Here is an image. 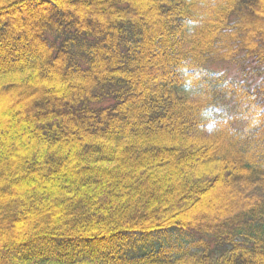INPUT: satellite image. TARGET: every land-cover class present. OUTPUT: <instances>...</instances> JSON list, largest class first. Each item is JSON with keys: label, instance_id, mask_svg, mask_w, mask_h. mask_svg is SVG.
<instances>
[{"label": "trees", "instance_id": "1", "mask_svg": "<svg viewBox=\"0 0 264 264\" xmlns=\"http://www.w3.org/2000/svg\"><path fill=\"white\" fill-rule=\"evenodd\" d=\"M0 264H264V0H0Z\"/></svg>", "mask_w": 264, "mask_h": 264}, {"label": "rangeland", "instance_id": "2", "mask_svg": "<svg viewBox=\"0 0 264 264\" xmlns=\"http://www.w3.org/2000/svg\"><path fill=\"white\" fill-rule=\"evenodd\" d=\"M217 67H220V68H216V70H221L222 72H228L231 77H234L237 74V68H235L234 66H228L227 64H224V65H219ZM255 106L256 105L254 103H251L250 113H254V111L256 110ZM224 114H226V107L225 106L217 108V110L214 113L213 120H215V121L218 120V118L223 116ZM18 124L19 123H17V125ZM230 190L232 191V196L237 195L240 192L239 188H237V187H234V188L231 187ZM226 192H227V189L224 190V193H226ZM211 203H214V201L212 200ZM160 243H161L160 241H156V243L154 245L156 247H159ZM140 246L142 249L143 248L150 249L153 247V245L150 244V242H145V241H142Z\"/></svg>", "mask_w": 264, "mask_h": 264}]
</instances>
